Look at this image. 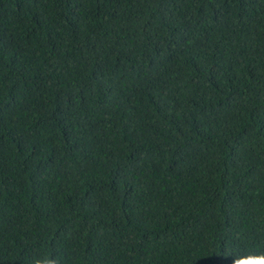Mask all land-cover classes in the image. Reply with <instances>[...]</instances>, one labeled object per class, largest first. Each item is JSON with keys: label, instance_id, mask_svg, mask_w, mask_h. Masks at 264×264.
I'll return each instance as SVG.
<instances>
[{"label": "trees", "instance_id": "16d2710c", "mask_svg": "<svg viewBox=\"0 0 264 264\" xmlns=\"http://www.w3.org/2000/svg\"><path fill=\"white\" fill-rule=\"evenodd\" d=\"M264 255V0H0V264Z\"/></svg>", "mask_w": 264, "mask_h": 264}, {"label": "clouds", "instance_id": "9594fccd", "mask_svg": "<svg viewBox=\"0 0 264 264\" xmlns=\"http://www.w3.org/2000/svg\"><path fill=\"white\" fill-rule=\"evenodd\" d=\"M37 264H57V262L52 259H45L43 262L37 261ZM233 264H264V255L249 256L246 259L235 260Z\"/></svg>", "mask_w": 264, "mask_h": 264}]
</instances>
